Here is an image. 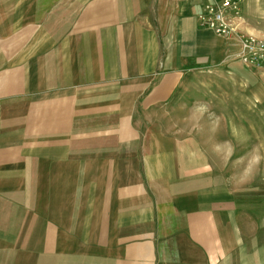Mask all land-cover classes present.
<instances>
[{
	"label": "crops",
	"instance_id": "1",
	"mask_svg": "<svg viewBox=\"0 0 264 264\" xmlns=\"http://www.w3.org/2000/svg\"><path fill=\"white\" fill-rule=\"evenodd\" d=\"M205 2L0 0V264H264L180 99L239 62Z\"/></svg>",
	"mask_w": 264,
	"mask_h": 264
},
{
	"label": "rangeland",
	"instance_id": "2",
	"mask_svg": "<svg viewBox=\"0 0 264 264\" xmlns=\"http://www.w3.org/2000/svg\"><path fill=\"white\" fill-rule=\"evenodd\" d=\"M230 19L238 34L264 37V0H242L238 15ZM184 85L180 99L190 106L183 109L190 116L186 124L205 133L202 142L216 164V176L220 174L224 188L238 198L240 226L253 232L249 243L255 245V257L262 260L264 66L251 68L237 61L225 68L195 70Z\"/></svg>",
	"mask_w": 264,
	"mask_h": 264
},
{
	"label": "built area",
	"instance_id": "3",
	"mask_svg": "<svg viewBox=\"0 0 264 264\" xmlns=\"http://www.w3.org/2000/svg\"><path fill=\"white\" fill-rule=\"evenodd\" d=\"M242 0H210L197 14L199 23L215 34L231 38L239 43L237 59L251 68L264 66V37L238 34L230 16L238 15Z\"/></svg>",
	"mask_w": 264,
	"mask_h": 264
}]
</instances>
